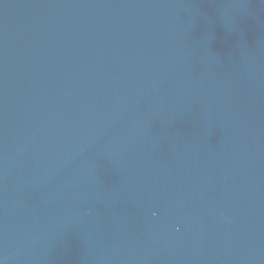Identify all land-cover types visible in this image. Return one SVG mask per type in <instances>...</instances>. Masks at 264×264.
<instances>
[{"label": "water", "instance_id": "obj_1", "mask_svg": "<svg viewBox=\"0 0 264 264\" xmlns=\"http://www.w3.org/2000/svg\"><path fill=\"white\" fill-rule=\"evenodd\" d=\"M0 264H264V0H0Z\"/></svg>", "mask_w": 264, "mask_h": 264}]
</instances>
